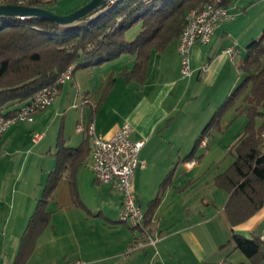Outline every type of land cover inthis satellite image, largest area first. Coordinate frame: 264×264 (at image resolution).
<instances>
[{
  "label": "crops",
  "instance_id": "obj_1",
  "mask_svg": "<svg viewBox=\"0 0 264 264\" xmlns=\"http://www.w3.org/2000/svg\"><path fill=\"white\" fill-rule=\"evenodd\" d=\"M232 16L235 18L236 14ZM228 20L218 25L208 44L193 46L194 71L190 78L181 76L177 37L164 50L152 51L142 82L123 75V71L134 67L137 55L122 53L93 67L89 85L80 87L82 77L74 70L70 86L65 82L59 97L47 109L39 111L33 121H19L7 129L0 140V264L15 261L43 184L55 167L59 131L63 130L67 145L78 146L89 134L90 122H94L97 133L106 137L130 122L134 127L132 138L146 140L139 154L145 165L138 167L132 184L145 212L161 182L173 170L171 183L153 213L147 214L144 225L132 227L119 220L124 193L97 179L90 153L78 171L81 203L74 201L69 182L62 179L47 206L52 213L51 223L38 237L26 264L233 263L227 258L229 254H222L218 260L209 258L217 246H223L232 236L224 212L229 194L215 188L214 179L222 172L207 177L201 159L204 154L200 158L196 155L202 148L197 139L208 121L243 79L240 63L246 46L254 39L248 31L243 38L234 35L235 24ZM229 47L235 48L233 57L226 51ZM239 47L244 51L238 52ZM205 64L208 67L201 72ZM110 79L113 82L106 89ZM76 87L81 91L74 92ZM65 96L69 101L75 97L74 101L78 99L83 105L76 107L75 128L69 131L62 124L57 131L50 119L63 114ZM230 113H234L232 109L224 114L222 125L233 115ZM80 124L85 127L82 131L77 129ZM204 136L209 141V135ZM209 142L204 147L207 154L212 151ZM195 147L193 158H198V162L188 167L185 158ZM236 232L247 237L264 235V206L238 225ZM147 233L159 238L157 244H147L122 258L127 247L145 239ZM230 246V254L238 253Z\"/></svg>",
  "mask_w": 264,
  "mask_h": 264
},
{
  "label": "trees",
  "instance_id": "obj_2",
  "mask_svg": "<svg viewBox=\"0 0 264 264\" xmlns=\"http://www.w3.org/2000/svg\"><path fill=\"white\" fill-rule=\"evenodd\" d=\"M57 0H0L1 4H22L51 9ZM234 0H116L94 9L71 23H59L49 17L0 15V113L11 115L27 103L36 92L56 81L70 65L75 69L90 64H102L122 53L137 55L131 70L123 71L126 78L142 82L147 74L153 50H164L184 28L186 13L204 3L231 6ZM140 22L134 39L126 32ZM240 63L244 74L208 121L197 142L214 130H221L224 114L244 97L248 121L231 150L234 161L215 177L218 188L229 194L224 207L231 229V238L223 245L241 251L249 264H263L264 241L256 234L247 237L236 227L252 218L264 206V121L256 119L264 105V30L246 46ZM113 79L107 83L110 87ZM90 133L78 146L66 144L63 130L57 136L55 167L49 172L40 196L22 235L20 248L13 264H26L33 253L38 237L51 223L47 209L58 183L69 182L74 201L81 203L78 194V171L90 151ZM198 146V144H197ZM196 147L185 158L193 159ZM202 155H197L200 158ZM173 170L160 184V190L149 203L147 214L159 205L162 193L171 183ZM204 264H218L205 262ZM226 264H245L226 263Z\"/></svg>",
  "mask_w": 264,
  "mask_h": 264
},
{
  "label": "built area",
  "instance_id": "obj_3",
  "mask_svg": "<svg viewBox=\"0 0 264 264\" xmlns=\"http://www.w3.org/2000/svg\"><path fill=\"white\" fill-rule=\"evenodd\" d=\"M116 0H109L112 5ZM227 6L215 3H204L201 6L190 9L184 19V28L179 37L178 52L180 56V72L183 78H190L193 74L192 48L196 43L208 44L216 33L218 25L227 19L232 18ZM25 18V15L20 16ZM232 57L235 55V48L229 47L226 50ZM208 65L201 67V72H205ZM75 64L70 65L55 82L41 88L15 113L3 115L0 113V140L7 129L19 121H33L35 113L47 109L60 93L61 86L73 79ZM79 131L85 129L83 124L77 128ZM88 130L92 138L91 145V167L100 182L108 183L112 187L124 193L123 205L119 213V220L132 227L144 225L145 211L138 202L137 195L132 189L133 178L138 167L144 166L139 154L146 140L132 138L134 127L130 122L123 123L117 131L109 137L97 133L94 122L88 123ZM264 137V132H263ZM208 138L203 136L199 145L207 146ZM198 162L196 158L186 162L188 167ZM264 241V235H261ZM159 238L150 234L145 235V239H139L131 243L122 254V258H127L133 251L145 247L147 244L156 245ZM79 261L68 262L66 264H77ZM220 264H225L221 262Z\"/></svg>",
  "mask_w": 264,
  "mask_h": 264
},
{
  "label": "rangeland",
  "instance_id": "obj_4",
  "mask_svg": "<svg viewBox=\"0 0 264 264\" xmlns=\"http://www.w3.org/2000/svg\"><path fill=\"white\" fill-rule=\"evenodd\" d=\"M88 1L89 0H57L56 3H54L51 6V9L59 14H67L83 6ZM229 7H230L229 9L231 10L230 11L231 14L232 15L236 14L235 18L232 17L228 21H226L228 23L233 22L235 24L233 28L234 35H236L239 38H243V36L245 35V31H248V33H250V35L253 38H258L262 34L264 30V0H234L231 3V6ZM139 29H140V22H137L126 32L127 38L129 40L134 39ZM240 51L242 52L244 51L242 47H239L238 52ZM96 66L99 65L90 64L88 66L80 67L76 69V72H78V74L82 77V79L80 80V87H82L83 85H89L90 82H92L89 73L92 70V68ZM95 78H97L98 80V72ZM97 80L95 81L97 82ZM70 82L71 81L67 82V86L68 85L70 86ZM90 90L92 91L93 94L96 91L93 89ZM77 91H81V90H78L76 87L74 92ZM57 97L59 96L57 95ZM74 98L72 97L69 101L67 96H65L62 106L63 114H60V116L57 117H52L50 119V123L53 124L54 130L59 131L60 126L62 124L66 125L65 129L69 131L75 128L76 112L78 110L76 109V107H82L83 104L82 102L80 103L78 99L74 101ZM73 104L75 105L73 106ZM69 106L70 108H68ZM246 106L247 104L244 102V97L238 99L237 103H235L231 107L232 112L235 113V111H237V113L236 114L230 113L233 115L231 117L226 118L228 122L221 126V130L219 129L214 130L212 132V135L210 137L208 136L210 141L209 147L211 148L212 151H210V153L207 154L206 148H200L198 150L196 155L204 154L201 159L203 160L202 164L206 170L207 177L213 175L214 173L226 171L234 161V153L232 152L231 148L242 134L244 127L248 121L246 111H243L245 110ZM260 112H263L264 114V105L261 106ZM38 113L39 112L35 113V116ZM227 115L229 116V114ZM65 116H67V118ZM263 121H264V115H259L256 119L257 125H260ZM54 150L55 148H53V151ZM197 159L198 158H196V160ZM137 171H139V168L136 170V172ZM215 188L217 190H220V192L226 194L225 193L226 190L224 192V189L221 190L218 187ZM142 204L146 206L145 202H142ZM231 250L232 248L230 245L224 247L219 245L216 247L213 254L209 256V258L211 259L215 258V260H218L219 257H222V254H224L223 257H226L229 254L227 258H229V261H232L233 263H239L241 260L240 258H243V260H245L246 263H249L250 260L242 252L238 251V253L232 255V253L230 254Z\"/></svg>",
  "mask_w": 264,
  "mask_h": 264
},
{
  "label": "water",
  "instance_id": "obj_5",
  "mask_svg": "<svg viewBox=\"0 0 264 264\" xmlns=\"http://www.w3.org/2000/svg\"><path fill=\"white\" fill-rule=\"evenodd\" d=\"M109 0H89L83 6L67 14H59L52 9L22 5V4H1L0 3V15L9 16H41L49 17L56 20L59 23H71L81 19L83 16L89 14L94 9L99 8L107 4Z\"/></svg>",
  "mask_w": 264,
  "mask_h": 264
}]
</instances>
